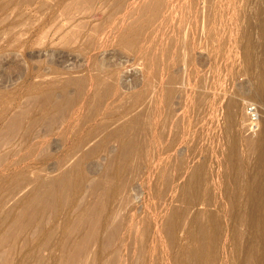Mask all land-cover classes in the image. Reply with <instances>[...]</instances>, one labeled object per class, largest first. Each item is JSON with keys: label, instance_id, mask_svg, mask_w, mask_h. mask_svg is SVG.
Segmentation results:
<instances>
[{"label": "rangeland", "instance_id": "374dc122", "mask_svg": "<svg viewBox=\"0 0 264 264\" xmlns=\"http://www.w3.org/2000/svg\"><path fill=\"white\" fill-rule=\"evenodd\" d=\"M263 86L264 0H0V262L64 264L67 245L72 264H260L244 209ZM48 191L56 207L23 225ZM97 204L104 223L78 246L68 225Z\"/></svg>", "mask_w": 264, "mask_h": 264}, {"label": "bare ground", "instance_id": "6f19581e", "mask_svg": "<svg viewBox=\"0 0 264 264\" xmlns=\"http://www.w3.org/2000/svg\"><path fill=\"white\" fill-rule=\"evenodd\" d=\"M261 88V87H260ZM263 88H264V86H263ZM263 88H261V89H263ZM260 90V89H259ZM264 90V89H263ZM261 91V90H260ZM263 92V91H262ZM261 92V93H262ZM53 93L54 92H52L51 93V91H49V92H47V93H44L43 95H42V97H41V102L43 103V104H45V105H49L50 106V108L51 109H60L59 107H60V100H57V99H54V96H53ZM260 93V92H259ZM260 93V94H261ZM258 94V93H257ZM260 94H259V96H260ZM263 94H264V92H263ZM261 97V96H260ZM232 104H237L236 103V101H233L232 102ZM230 116L231 117H233L232 119H234V112L233 111H231L230 113ZM236 117V116H235ZM238 117V116H237ZM235 120H236V118H235ZM221 122V121H220ZM232 121H230V123H231ZM225 123V122H224ZM249 125V124H248ZM233 126V125H232ZM222 127H224V125L222 126ZM243 127V126H242ZM249 127H252V125L250 126L249 125ZM230 129H231V125H229V122H228V126L226 127V132H228V133H230ZM239 129V128H238ZM247 129H248V126H247ZM240 130V129H239ZM238 130V131H239ZM217 131V130H216ZM222 131V130H221ZM233 131V130H232ZM248 131H249V129H248ZM252 131V130H251ZM217 134V133H216ZM231 134V133H230ZM236 134H237V132H236ZM222 135V134H221ZM220 135V136H221ZM236 136V135H235ZM238 136V135H237ZM232 137V136H231ZM229 138V137H228ZM237 138V137H236ZM231 139V138H230ZM232 139H233V137H232ZM240 139V138H239ZM238 139V140H239ZM245 139V138H244ZM237 140V139H236ZM235 140V141H236ZM230 141V140H229ZM233 141V140H232ZM220 142V141H219ZM218 142V143H219ZM234 142V141H233ZM238 142V141H237ZM243 142V141H242ZM241 142V143H242ZM247 145H249V151H251V154H250V152L249 151H247V152H249V154L250 155H253L252 153H254V154H256V159H254L255 161H254V163H253V166H252V168H250L251 169V171H252V173H250V175H251V180H249L250 181V186L248 187V188H250V190H248L249 192H248V196L247 197H249L248 199H249V201L251 202L253 199H254V201H252V203L254 202V204H250L249 202V205L247 204V207L244 209V218H245V221H247V222H251L250 224H251V226H252V228L253 229H255V233L257 234H259L258 235V237L260 238H263L264 239V220H261V219H263L262 218V216H261V218L260 217H258V218H260V220H258L257 219V216L260 214V213H263V208H264V124L262 123V125H261V127L259 128V130L258 131H256V132H254L253 134H251L248 138H247ZM129 144V143H128ZM230 145H228V147L230 148V146H231V144L232 143H229ZM235 144H236V142H235ZM237 146H239L238 144H237ZM123 146H121L120 148L122 149V155H118L119 157H121V162L122 163H124L125 164V162L127 161V160H129L131 157H132V155L134 154V147H133V145L131 146H126V147H124V148H122ZM234 147H235V145H234ZM221 148V147H220ZM219 148V149H220ZM237 148V147H236ZM235 148V149H236ZM222 149V148H221ZM232 149V148H231ZM230 149V150H231ZM234 149V150H235ZM227 150H228V148H227ZM234 150H233V152H234ZM247 150V149H246ZM239 151V150H238ZM237 151V152H238ZM207 152V151H206ZM214 152V151H213ZM224 152V151H223ZM233 152H232V155H233ZM209 153H210V150H209ZM218 153V152H217ZM235 153V152H234ZM238 153H240V152H238ZM237 154V153H236ZM245 154V153H244ZM247 154V153H246ZM229 155V154H228ZM228 155H226V158H227V160H228V158L230 159L231 157H228ZM117 156V157H118ZM231 156V155H230ZM240 155H238V159L239 158H241V157H239ZM249 156V155H248ZM114 157H115V155H114ZM243 157V156H242ZM253 157V156H252ZM113 158V157H112ZM214 158H215V156H214ZM237 158V157H236ZM254 158H255V156H254ZM118 159V158H117ZM233 159H234V157H233ZM238 159H236V160H238ZM242 159V158H241ZM118 160V161H119ZM253 160V159H252ZM112 161V160H111ZM113 161H114V159H113ZM229 161H231V163H235V159H234V161L233 160H229ZM233 161V162H232ZM239 161H241V163H242V160H239ZM244 161V160H243ZM116 162V161H115ZM221 162V161H220ZM228 162V161H227ZM253 162V161H252ZM112 163V162H111ZM231 163H230V165H231ZM118 164V163H117ZM119 164H121V163H119ZM203 164V163H202ZM223 164V163H222ZM226 164H228V163H226ZM113 165H114V163H113ZM205 165V164H204ZM216 165V164H215ZM229 165V166H230ZM235 165V164H234ZM234 165H231V166H234ZM241 165V164H240ZM239 165V166H240ZM246 166V164H242L241 165V167H243V166ZM251 165V164H250ZM221 166V165H220ZM243 167V168H245L246 169V167ZM202 167H203V165H202ZM201 166L195 171L194 170V173H192L191 175H192V180L191 181H188V182H186L185 184L187 185V187H191L192 189H194L195 190V188H197V185H199V183H200V180L197 178V176L201 173V171L200 170H202L203 168H202ZM205 167V166H204ZM207 167V166H206ZM238 167V166H237ZM241 167H239L240 169H241ZM248 167V166H247ZM209 168V167H208ZM233 168V167H232ZM239 168H236V169H238V172H239ZM242 168V169H243ZM228 169V168H227ZM234 169H235V166H234ZM235 169V170H236ZM249 169V170H250ZM231 170V169H230ZM249 170H248V172H249ZM242 171V172H241ZM239 173H242L243 174V170H241ZM193 172V171H192ZM230 172V171H229ZM236 172V171H235ZM226 173H227V171H226ZM225 173V174H226ZM239 173H237V174H239ZM245 173H246V170H245ZM244 173V174H245ZM243 174V175H244ZM222 175V174H221ZM240 176H241V174H239ZM247 175H249V174H247ZM207 176V175H206ZM237 177H238V175H236ZM57 178H58V180L57 181H59V183H60V186L59 187H61L62 186V188H66L68 185H69V183H70V179H69V177H67V176H63V175H60V176H56ZM237 177H235V178H237ZM242 178L244 177V176H241ZM250 177V176H249ZM55 178V177H54ZM210 178V177H209ZM240 178V177H239ZM239 178H238V180H239ZM51 179V178H50ZM50 179H49V181H50ZM232 179V178H231ZM244 179V178H243ZM242 179V180H243ZM199 180V181H198ZM233 180V179H232ZM241 180V181H242ZM53 181V180H52ZM56 181V182H57ZM231 181V180H230ZM235 181H237V180H234V182ZM225 182V181H224ZM234 182H232V183H234ZM240 182V181H239ZM239 182L237 183V182H235V183H237L236 185L238 186H236L237 188H238V190H239ZM59 183H58V185H59ZM229 183V182H228ZM209 184V183H208ZM241 184V183H240ZM249 184V183H248ZM242 185V184H241ZM241 185H240V187H241ZM225 186V185H224ZM243 186V185H242ZM245 186V185H244ZM243 186V187H244ZM242 187V188H243ZM58 188V187H57ZM243 189H246V188H243ZM238 190H237V192H238ZM242 189H240V191H241ZM235 191V190H234ZM223 193V192H222ZM238 193H240V192H238ZM245 193L243 192V195H244ZM234 195H235V193H234ZM233 195V196H234ZM236 196V195H235ZM238 196V195H237ZM236 196V197H237ZM246 196V195H245ZM239 197V196H238ZM261 197H263V199L261 198ZM228 198V197H227ZM235 198V197H234ZM238 199V198H237ZM244 199V198H243ZM239 200H242L241 199V197L239 198ZM238 200V201H239ZM261 200V201H260ZM212 201V200H211ZM233 201V200H232ZM237 200H235V202H236ZM237 201V202H238ZM244 201H245V199H244ZM55 197H54V192H50V191H48V192H41V193H39L38 195H32V196H29L28 198H27V200L25 201V203L22 205V206H20V208H19V211L18 212H16V215H17V217H18V219H20V221L22 222V224L23 225H31V224H37L38 226H40L41 227V222H42V220L44 219V217H46V215L51 211V210H53L54 209V207H56L55 206ZM231 202V201H230ZM245 203H247V202H245ZM251 205V206H250ZM250 206V207H249ZM14 207V206H13ZM102 205H99V204H97V205H92V206H88L87 208H85L81 213H79L78 215H77V217L75 218V221H74V223L71 225V226H69L68 225V227L70 228V231H71V233H78L79 232V238L77 239V240H75V244L76 245H83V244H85L86 242H88V240L89 239H92V238H94L97 234H98V231H99V229H100V226L101 225H103V223H104V218H103V216H102ZM6 210V209H5ZM10 210H12V208L10 209ZM10 210L9 211H7V212H5L3 215V219L5 218L6 219V216L9 214V212H10ZM1 211H3V210H1ZM4 212V211H3ZM249 213V214H248ZM247 214L248 215H250L249 217L250 218H248V216H247ZM242 215H243V213H242ZM242 215L240 214L239 216V221L240 220H243V217H242ZM260 216V215H259ZM255 217H256V219H255ZM264 217V216H263ZM247 218V219H246ZM4 219V220H5ZM246 222V223H247ZM80 226H82L83 227V230L81 231H79L78 230V227H80ZM39 227V228H40ZM38 228V229H39ZM37 229V230H38ZM42 229V228H41ZM117 226H115V227H113L112 229H110L111 231H110V236L112 237V236H114L115 235V233H116V231H117ZM40 230V229H39ZM41 231V230H40ZM50 233V232H49ZM238 233V232H237ZM235 234V233H234ZM233 234V235H234ZM255 234V235H256ZM16 235V233H14V232H12V231H10V232H8L7 233V237H14ZM47 236H48V233L46 234ZM45 235V236H46ZM240 237V236H239ZM238 238V237H237ZM239 239V238H238ZM237 240V239H236ZM252 248H254L253 247V245H251L249 248H248V250H247V252H249V253H252V251H253V249ZM246 251V250H245ZM249 253L248 254H246V255H249ZM254 254V253H253ZM62 255H63V257H64V260H65V262H64V264H72V262L74 261V259H75V257H76V251H73V250H71V248L69 247V246H67V245H65L64 246V248H63V250H62ZM246 255H245V257H246ZM243 256H244V254H243ZM250 256V255H249ZM250 257H252V256H250ZM241 259L243 258V257H240ZM244 259V258H243ZM241 261V260H240ZM63 262V261H62ZM246 262V261H245ZM7 262L3 259L1 262H0V264H6ZM241 263H243V262H241ZM63 264V263H62ZM245 264V263H244ZM247 264H253V261L251 260H249L248 262H247ZM260 264H264V257H262V260L260 261Z\"/></svg>", "mask_w": 264, "mask_h": 264}, {"label": "built area", "instance_id": "2783aa9c", "mask_svg": "<svg viewBox=\"0 0 264 264\" xmlns=\"http://www.w3.org/2000/svg\"><path fill=\"white\" fill-rule=\"evenodd\" d=\"M249 120L250 123L256 126V122H257V113L255 112V107H250L249 108Z\"/></svg>", "mask_w": 264, "mask_h": 264}]
</instances>
